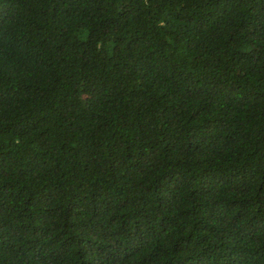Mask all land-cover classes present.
Returning <instances> with one entry per match:
<instances>
[{
  "label": "trees",
  "instance_id": "1",
  "mask_svg": "<svg viewBox=\"0 0 264 264\" xmlns=\"http://www.w3.org/2000/svg\"><path fill=\"white\" fill-rule=\"evenodd\" d=\"M0 264H264V0H0Z\"/></svg>",
  "mask_w": 264,
  "mask_h": 264
}]
</instances>
